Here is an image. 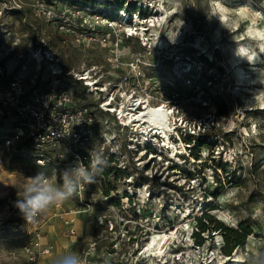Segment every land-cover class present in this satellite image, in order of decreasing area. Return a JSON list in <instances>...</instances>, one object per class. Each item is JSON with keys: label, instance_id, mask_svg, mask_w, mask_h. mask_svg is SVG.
<instances>
[{"label": "rangeland", "instance_id": "rangeland-1", "mask_svg": "<svg viewBox=\"0 0 264 264\" xmlns=\"http://www.w3.org/2000/svg\"><path fill=\"white\" fill-rule=\"evenodd\" d=\"M8 1L11 4L0 3V46L17 42L30 75L40 83L59 79L77 104L95 106L98 137L102 134L97 148L104 152L100 165L109 171L108 176L99 173L97 183L86 184L95 192L88 194L89 210L76 195L63 203L67 210H80L77 235L70 234L63 218L54 216L55 205L43 213L44 241L52 245L45 263L52 264L53 257L67 251L81 256L95 241L97 264L107 258L114 264H173L176 247L168 241L150 255L147 248L140 253L155 234L166 233L176 244L182 241L179 264H264V0H126L117 13L115 6L86 0ZM133 5L144 13H131ZM112 13L116 16L109 18ZM128 15L131 22L126 21ZM28 48L51 51L61 60L62 74L29 59ZM192 70L197 74L191 75ZM202 72L215 75V82ZM217 93L228 105V115L219 114L213 97ZM112 98L121 102V118L123 103L133 112L146 104L169 109L168 143L162 144L158 136L152 144L134 141L128 151L123 147L121 163H114L110 153L117 146L107 139L115 137L122 148L133 134L115 115L100 109L101 100ZM135 100L146 101L144 107L133 106ZM134 127L145 132L143 140L162 131ZM173 163L185 170L173 168ZM221 163L236 176L226 180L224 170L216 168ZM65 169L35 167L27 150L7 148L0 138V193H6L0 196V264H28L23 246L32 239L27 225L5 218L7 198L22 196L28 175L44 173L62 182ZM116 197L119 206L109 202ZM208 204L213 205L209 212L227 226L242 223L251 228L231 255L222 250L226 243L219 230L200 233L204 241L196 248L199 218ZM100 215L112 218L113 230L102 225L95 231Z\"/></svg>", "mask_w": 264, "mask_h": 264}, {"label": "built area", "instance_id": "built-area-1", "mask_svg": "<svg viewBox=\"0 0 264 264\" xmlns=\"http://www.w3.org/2000/svg\"><path fill=\"white\" fill-rule=\"evenodd\" d=\"M1 2L11 4V1L8 0H0ZM15 2L20 4L18 1ZM130 19L131 17L128 15L126 21L131 22ZM127 34L133 36L135 32L128 31ZM18 45L17 42H13L10 47L4 44L0 46V138L2 137L5 147L10 148L19 143H24L26 146L24 149L29 152L35 166H49L51 169L58 170L59 168L74 167L76 163H80L91 170L93 160L101 157L102 153L104 154L103 151L97 148V142L102 138V134L98 137L97 124L99 119L95 106L77 104L74 94L70 89L62 86L59 79L40 83L37 76L30 75L23 66L22 58H24L25 51L21 50ZM27 51L29 52V59L36 60L40 66L42 63L49 64L54 74H62L61 60L54 57L51 51L36 48H28ZM81 78L85 79L84 77ZM99 104L101 110L115 115L124 130L127 129L133 134L128 136L127 145L122 144V148H120L118 139L111 137V132H107L111 137L107 139L108 142H113V145L117 146L116 150L110 153L113 156L114 163H121L123 155L126 153L123 147L128 151L132 148L134 141L140 145L152 144L153 136H150V139L147 137L143 140L142 136L145 132H136L133 124L125 122L121 118L119 114L121 102L112 98L109 100L103 99ZM140 105L144 107V100H135L133 103V106L137 108H141ZM36 174L32 173L28 177H33ZM98 175L96 171L93 183L99 181ZM86 184L88 183L83 184L75 195L83 200L82 202L86 205L85 210H89L92 205L91 202L87 201V197L90 193L95 196V192L92 189L87 190ZM127 196L129 198V195ZM16 199L19 198L13 196L7 198L3 206L5 218L12 219V222L19 221L30 228L32 239L23 246L28 264H46L45 260L52 253V245L44 241L47 220L41 214L35 223L26 224L12 205V201ZM54 209V216L63 218L65 224L69 227L70 234L77 235L79 232L76 214L80 210H67L63 204L55 206ZM96 223L98 226L106 225L110 230L115 227V223L110 216L100 215ZM168 242L171 246L177 248L176 252L173 253V259L175 260L173 264H179L183 251H180L178 247L180 248L182 241L180 244H176L177 239L171 236ZM118 245L119 243L116 241L112 244V248L116 249ZM201 245L197 244L196 248ZM147 246L148 242L140 250L141 255L145 253ZM97 251V242L92 241L90 246L83 251L82 260L86 264H97L94 259L96 253H98ZM115 251L112 250L113 254ZM102 262V264L115 263L111 258H107ZM204 263L208 264L207 262Z\"/></svg>", "mask_w": 264, "mask_h": 264}, {"label": "clouds", "instance_id": "clouds-1", "mask_svg": "<svg viewBox=\"0 0 264 264\" xmlns=\"http://www.w3.org/2000/svg\"><path fill=\"white\" fill-rule=\"evenodd\" d=\"M124 145H127V142ZM100 163L101 160L98 157L94 159L91 170L76 163L74 167L66 168L61 173L62 182H56L44 173L28 177L23 185L22 196L12 201V205L26 224L35 223L37 218L46 213L50 207L59 206L72 198L83 184L93 183L97 165ZM3 195L6 193H0V196ZM257 216L258 213H256ZM174 250L172 253L176 252L177 248ZM52 264H86V262L82 260L79 253L67 251L53 257Z\"/></svg>", "mask_w": 264, "mask_h": 264}, {"label": "trees", "instance_id": "trees-1", "mask_svg": "<svg viewBox=\"0 0 264 264\" xmlns=\"http://www.w3.org/2000/svg\"><path fill=\"white\" fill-rule=\"evenodd\" d=\"M126 0H121L120 2H114V1H106L105 3H103L102 0H86V3H90V4H94V5H98L101 7H106V6H115L114 10L117 13L118 9H124V4L126 3ZM77 2H72V4L76 5ZM88 6V5H87ZM131 13L136 12L137 10L140 12H143L142 8L138 9L136 5L130 6L129 7ZM23 10H21L20 12H22ZM96 13L99 15H104V11L103 10H96ZM130 13V14H131ZM144 13V12H143ZM141 14V13H140ZM116 16V14L112 13L110 15H108L109 18H114ZM191 75H195L197 74V71L192 70L191 72H189ZM202 75L206 78H208V81H211V83H214L216 80L215 75L213 74H208L207 72H202ZM203 89L208 91V87L206 85L203 86ZM210 95V92H208ZM215 101L217 102L218 105V112L221 115H228L230 113V109L228 107V105L222 100L220 99L221 96L220 94H215L214 96ZM14 150L21 151V150H25L24 148H26L24 143H19L16 146L13 147ZM150 150L153 149V147L149 146ZM36 167V166H35ZM39 167V166H37ZM172 167L175 169H180V170H185L184 168H182V166L178 163H173ZM216 168H220L223 169L224 172L227 174V179L229 180V176H236V171H231L228 168V164L227 163H221L218 167ZM97 172L99 173H104L106 176H108L109 171L107 170V168H104L103 166L99 165L97 167ZM216 178L218 182H221V178H219V175L216 174ZM106 195L110 196V192L109 190L105 191ZM109 202L111 204L120 205V199L119 197L117 198H111L109 200ZM213 208L212 204H208L206 205V211L203 213V215L199 218V232H197L196 237H197V242L198 244H202L204 241V237L201 236L200 233L202 232H210L212 231H223L224 232V237H225V246L223 247V252L231 255L232 251H234V249L243 244L247 238V236L252 233L251 228L244 226L242 223L239 224V226L237 228H233V227H229L226 224H224V222H222V220L216 218L213 214H211L209 211L210 209ZM137 216V214H136ZM99 229V226H97L96 224V230L97 231ZM262 256L264 257V248L262 251Z\"/></svg>", "mask_w": 264, "mask_h": 264}, {"label": "bare ground", "instance_id": "bare-ground-1", "mask_svg": "<svg viewBox=\"0 0 264 264\" xmlns=\"http://www.w3.org/2000/svg\"><path fill=\"white\" fill-rule=\"evenodd\" d=\"M121 114H122V118L125 121L131 122V124L141 127L142 131L148 132L152 128L156 130L161 129L162 130L161 133H164L165 135V136L164 135L162 136L164 137L168 136L167 133H168V128H169V123L171 120V117H170L171 112L169 111V109H166L165 106H160V107L155 106L154 107V106H151L150 104H146L145 107L141 111L133 112V107L131 106L128 107L126 103H123L121 105ZM156 132H160V131L158 130ZM167 241H168V235L166 233L165 234H155L152 237V239L149 241L146 252L148 253V255H150L154 249L157 251Z\"/></svg>", "mask_w": 264, "mask_h": 264}]
</instances>
